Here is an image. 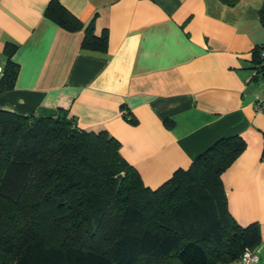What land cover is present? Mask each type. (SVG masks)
<instances>
[{"label":"crops","instance_id":"0c3cea01","mask_svg":"<svg viewBox=\"0 0 264 264\" xmlns=\"http://www.w3.org/2000/svg\"><path fill=\"white\" fill-rule=\"evenodd\" d=\"M49 1L0 0V79L7 42L18 65L0 109L67 110L78 127L107 131L151 189L240 136L221 182L232 218L259 227L253 249L264 264V112L254 107L264 0H58L82 23L75 31L46 17ZM89 24L106 30L104 51L81 48Z\"/></svg>","mask_w":264,"mask_h":264},{"label":"trees","instance_id":"16d2710c","mask_svg":"<svg viewBox=\"0 0 264 264\" xmlns=\"http://www.w3.org/2000/svg\"><path fill=\"white\" fill-rule=\"evenodd\" d=\"M260 14L264 19V7ZM45 15L66 30L83 28L58 0ZM106 41V30L96 34L89 24L81 48L104 51ZM15 50L5 44L0 91L16 77ZM257 72L264 75L260 60ZM244 147L238 135L220 138L151 189L107 131L78 127L67 110L0 109V264H229L260 241L256 224L242 227L230 215L221 182ZM112 212L117 225L108 252L65 240L103 232ZM54 229L63 240L50 239Z\"/></svg>","mask_w":264,"mask_h":264},{"label":"rangeland","instance_id":"374dc122","mask_svg":"<svg viewBox=\"0 0 264 264\" xmlns=\"http://www.w3.org/2000/svg\"><path fill=\"white\" fill-rule=\"evenodd\" d=\"M117 206V205H116ZM116 211V209L114 210ZM147 220L144 222L146 223ZM103 232H100L99 234H92L87 237H81V236H71L67 239H65L67 242L71 240L75 244H81L85 247L94 248L100 251H106L108 252L113 244L114 236H115V226L117 225V217L113 216V212L109 213L108 216L103 220ZM96 225V222H93V226ZM52 231V230H51ZM54 235L50 236V239L53 241H59L63 240V233L60 231L59 234L57 229H54ZM72 233V232H71ZM63 237V238H62ZM139 264H145V263H139ZM148 264H156L154 262L148 263ZM162 264V263H160ZM168 264H178L176 260H172L171 262H168Z\"/></svg>","mask_w":264,"mask_h":264},{"label":"built area","instance_id":"2783aa9c","mask_svg":"<svg viewBox=\"0 0 264 264\" xmlns=\"http://www.w3.org/2000/svg\"><path fill=\"white\" fill-rule=\"evenodd\" d=\"M260 65L264 68V43L260 47ZM254 107L256 111L264 112V93L255 99ZM258 260L259 256L253 248H245L239 257L229 264H256Z\"/></svg>","mask_w":264,"mask_h":264}]
</instances>
